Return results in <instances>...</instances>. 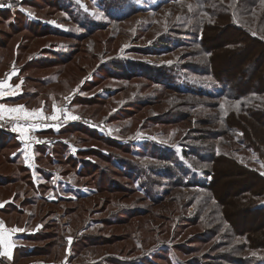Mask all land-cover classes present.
I'll return each mask as SVG.
<instances>
[{
    "label": "rangeland",
    "instance_id": "rangeland-1",
    "mask_svg": "<svg viewBox=\"0 0 264 264\" xmlns=\"http://www.w3.org/2000/svg\"><path fill=\"white\" fill-rule=\"evenodd\" d=\"M10 4L19 17L68 36L14 32L0 21V81L19 73L12 84L20 87L8 90L29 100L30 110L51 116L55 105L79 117L59 112L49 124L89 128L58 140L74 155L94 156L68 165L47 155L39 164L52 177L35 174L38 191L21 181L22 162H7L15 149H0L4 230H21L11 233L12 247L42 249L21 256L15 247L10 262L0 257L4 264H235L246 257L264 264V218L250 209L264 201L257 187L264 184V51L228 27L264 45V0ZM211 65L241 85V99L219 95L228 87ZM53 149L62 160L61 148ZM66 186L75 196L59 191ZM37 231L34 242L24 237Z\"/></svg>",
    "mask_w": 264,
    "mask_h": 264
},
{
    "label": "trees",
    "instance_id": "trees-1",
    "mask_svg": "<svg viewBox=\"0 0 264 264\" xmlns=\"http://www.w3.org/2000/svg\"><path fill=\"white\" fill-rule=\"evenodd\" d=\"M28 2L29 3H33V1L32 2L31 1H28ZM17 10L18 9H10V10H8L6 7H0V21H2L3 23L4 22L5 23H8L7 26H8L9 29H11V31L17 32L19 30H27V31H31L33 33L34 31L37 30L38 33L41 32L43 35H54V36L62 37V38H65V37L68 36V35H66V33H64L62 31H59V32L58 31H53L50 28H46V27L40 25L39 23H34V22L28 20L27 18H25L27 16H25L24 14H22V15L25 16V17H23V16L19 17V15H21V13H19ZM60 10L66 11V9H60ZM232 26L233 25L231 23L228 25V27L231 30H233L234 32L243 34L245 36V38L250 43L253 44V48L255 47V43H256L264 51V45L261 42H259L255 37H253V36H252V38L250 36L247 37L241 30H236ZM95 28L96 27L91 28L93 32L95 31ZM32 35L35 36V33H33ZM2 36H3V33L0 32V38ZM7 36H9V35H7ZM71 37L72 36H70V38ZM80 38H82V37L75 36V39L76 40H80ZM204 41H205V39L204 40L202 39V42L203 43H204ZM51 55L52 56H56L55 53H52ZM57 55L59 56V54H57ZM63 56H66V55L63 54ZM67 58L68 59L62 60V62H65V61L69 60V57H67ZM52 60H57V59L55 57H54V59H52V58L49 59L48 58V60H46L45 63H50V61H52ZM215 68L217 69V71H215V74H214L213 71L215 69H213V67L211 65V72L210 73L213 75L212 77H217L218 78L217 79L218 82H220L223 86L228 87V89H227L226 92H224L222 94H219V95L220 96L221 95L222 96H225L226 98L231 99V100H236L238 98L241 99L243 97V95L241 97H239V95H238V93H241L242 94L244 92V90H241V85H239L238 83H234L233 80L230 79V78H228L227 76H222L220 73H218V69L220 70V67H216L215 66ZM3 77L5 78L6 76H3ZM14 82H15V80H14ZM259 87H260L259 88L260 90H264V79H263V81H260L259 82ZM26 89L28 91H31V89L29 87H27ZM26 94H30V93H26ZM29 97H30V99H32V98H36L38 96L35 93H31ZM28 101H23V103L27 107L29 106L26 103ZM21 102H22V100L20 98H17L15 101H11L10 100V103L23 104ZM86 128H84L82 126L81 127H78V126H76V124H73L72 126L67 125L66 127H60L59 130H57V129H50L48 132L43 133V134H46V135L52 137V141H51V143H44V144L37 145V148H36L37 157L34 158V162L29 163V164H21L20 163L18 165L19 166V170L22 172V174H24V177H22L21 181L27 180L29 184H32V185L34 184L35 187H36L37 184L34 183V176H35V174L39 178H45L46 180H50L51 177H52V175L50 173H48V172L42 171V167H40L41 161L43 160V158L46 159L47 158V155H51L52 158H48V159L51 162H54V163L55 162H60V163H63V164H68V165H75L76 162H78V161L87 162L86 159H82L83 158L82 156H87V157L94 156L93 155L94 152H85V151H81V149H80L74 155L71 152V150H70V146H68L66 143H63L62 141L58 140V137L59 136H61V135H67V134L73 132L74 130H81V131H84V132L85 131H88L89 128L88 129H86ZM6 130L7 129H4L3 130V129L0 128V149H5V150L15 149V151H14L15 153H12L11 155L9 153V156L7 157V160H8L7 162L8 163H11L13 165H16L15 163L18 162V157H17L18 154H16V153L18 152V149L20 148V144L18 142L16 144L15 143L14 144H11L10 142L8 143L7 142L8 141V138L6 137V133L9 132V131H6ZM93 130L94 131H99L98 129H93ZM107 142H109V141H107ZM55 146H59L61 148L60 149L61 151L59 150L58 152L59 153L61 152V154L63 155V159L62 160L61 159H57L55 157L56 156V155H54V150L55 149H53ZM66 150L69 151V154L66 153ZM107 157H109V156H107ZM107 157H104V158L105 159H109L110 158V157L109 158H107ZM85 165L87 166L88 164H85ZM83 172H85V171H78V173H80L81 175H83ZM100 175L101 176H105V174L103 172ZM213 175L214 174L211 175V180L207 183V185L205 184V186L203 185L202 187H204L205 189H208V190L211 188L212 184L215 181V178L213 177ZM254 179L257 181L256 178H254ZM0 187L3 188L4 187V184H0ZM257 187L260 188V189H263L264 188V184H259V185H257ZM37 190L40 191V186L37 188ZM59 191L60 192L66 191L68 194H71V195L74 194V192H75L72 188H69V187H67L66 190L60 189ZM77 194H76V196H77ZM73 196H75V194ZM154 196H156V195H154ZM154 196H152V198ZM43 199H45V196H43ZM154 202L156 203L157 201H154ZM250 209H251L252 212L256 213L255 217L256 216H260V218H262V219L264 218V201H261L259 203L254 204ZM70 210H71L72 213H75L77 211V209H70ZM3 211L4 210H0V214L5 212V211L4 212ZM257 214H260V215H257ZM233 228L236 230L235 226H233ZM39 233L40 232L35 233L33 236H30L29 235L30 233H25L24 237H27V238L29 237V240H31V241L34 242L37 239H40L41 235H38ZM16 252L20 253L21 256H34V255H37L38 253H42V249H35V250H32V251L31 250L23 251V249L21 247H18V249L16 250ZM48 252L49 251H46V253L44 255H48L49 254ZM15 258H16V256H15ZM257 260H258V258H255V257H246V258L242 259L241 261H236L234 263L235 264H256ZM144 261L146 262L148 260H146V258H145ZM15 262H16V260L14 261V264H15ZM146 264H148V263L146 262ZM194 264H199V263H197V261H196ZM202 264H203V262H202Z\"/></svg>",
    "mask_w": 264,
    "mask_h": 264
},
{
    "label": "crops",
    "instance_id": "crops-1",
    "mask_svg": "<svg viewBox=\"0 0 264 264\" xmlns=\"http://www.w3.org/2000/svg\"><path fill=\"white\" fill-rule=\"evenodd\" d=\"M19 77H20V74L15 72L12 77L10 76L6 77L2 81H4L7 85L16 86L12 84V81L18 79ZM8 89L10 88H5L3 90L5 92V95L2 98H0V108L3 109V111L0 112V128L3 130L7 129L6 131H9L6 133V137L8 138V141H7L8 143L10 142L11 144H14V143L16 144L18 142L20 144V148L18 149V152L16 153L18 154L17 156L18 161L23 162V164H28V162L24 161V156L28 157L29 161L34 162V158L37 157V154H36L37 145L44 144V143H51V141L47 137L48 135L43 134V133L48 132L50 129H54L55 126L52 128V125L49 124L50 120H38V119H31V118L26 119L20 113L9 112L8 111L9 109L16 108L18 106H24V108L28 112H32V110H30L25 104L10 103V100L15 101L17 98L22 99L23 95H21V93L13 94ZM10 121L13 122L14 124L13 126H10ZM30 133L34 135L33 139H30L28 137ZM37 136L41 138L43 137L44 142L38 143L37 138H36ZM21 153H22V159H23V160L21 159L22 161H20ZM4 201H7V200H3V202ZM5 208H6L5 205H0V210H4L6 212ZM6 213H9V212H6ZM7 230L8 231L4 230L5 236H7V234L10 232V228H8ZM15 247L17 248L18 245ZM15 247H12L10 249L11 258L14 255ZM4 250H5L4 247L0 246V253H3ZM0 257L4 259L5 261L7 260L10 262L11 260L8 255L0 254Z\"/></svg>",
    "mask_w": 264,
    "mask_h": 264
},
{
    "label": "snow or ice",
    "instance_id": "snow-or-ice-1",
    "mask_svg": "<svg viewBox=\"0 0 264 264\" xmlns=\"http://www.w3.org/2000/svg\"><path fill=\"white\" fill-rule=\"evenodd\" d=\"M12 7L11 4L8 5H4V4H0V7ZM21 84L23 83V81L20 82ZM12 87L11 85H7L4 81H0V98H2L5 95V92L3 91L5 88H10ZM16 88L20 87V85H16ZM67 99V98H66ZM223 107V106H221ZM3 109L0 108V112H2ZM9 112H15V113H20L23 115L24 118L28 119H38V120H58L60 118V116L57 114L59 112H63L64 113V118L65 119H71V120H76L79 119V117L77 116H73L70 115L66 109H56L55 105L53 106V112L54 114L51 116H45L42 110H37V111H32V112H28L24 106H18L16 108H12L8 110ZM58 125H57V130H58ZM262 167H264V165H262ZM262 175H264V173H261ZM17 231H21L20 229H11L10 232L7 234V236H5L4 233V226H3V222H0V246L4 247V252L0 253L3 255H8L9 258H11V252L10 249L12 248V243L10 242V237H11V233L17 232ZM70 242V241H69Z\"/></svg>",
    "mask_w": 264,
    "mask_h": 264
},
{
    "label": "built area",
    "instance_id": "built-area-1",
    "mask_svg": "<svg viewBox=\"0 0 264 264\" xmlns=\"http://www.w3.org/2000/svg\"><path fill=\"white\" fill-rule=\"evenodd\" d=\"M20 0H0V4H4V5H8L10 3H15V2H19ZM0 222H3L1 219H0ZM5 261L1 260L0 259V264H4Z\"/></svg>",
    "mask_w": 264,
    "mask_h": 264
}]
</instances>
